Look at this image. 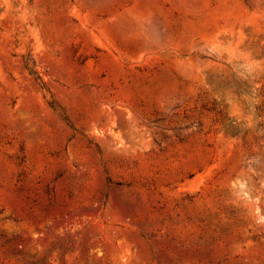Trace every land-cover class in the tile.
<instances>
[{
  "label": "rangeland",
  "instance_id": "1",
  "mask_svg": "<svg viewBox=\"0 0 264 264\" xmlns=\"http://www.w3.org/2000/svg\"><path fill=\"white\" fill-rule=\"evenodd\" d=\"M0 264H264V0H0Z\"/></svg>",
  "mask_w": 264,
  "mask_h": 264
}]
</instances>
